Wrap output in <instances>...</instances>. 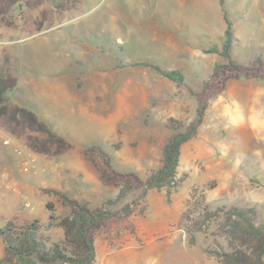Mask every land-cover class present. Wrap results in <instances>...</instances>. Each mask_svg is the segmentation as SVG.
Segmentation results:
<instances>
[{
    "label": "rangeland",
    "instance_id": "rangeland-1",
    "mask_svg": "<svg viewBox=\"0 0 264 264\" xmlns=\"http://www.w3.org/2000/svg\"><path fill=\"white\" fill-rule=\"evenodd\" d=\"M210 1L41 0L34 9L20 1L0 20V55L10 57L19 80L9 101L36 113L71 145L57 157L37 153L30 145L49 139L25 113L11 111L15 123L0 120V227L17 212L38 220L42 236L57 241L62 231L49 225V216H67L69 208L47 191L92 207L115 200L109 169L97 152L84 155L88 147L104 151L115 171L143 180L160 166L173 132L167 119L180 121L174 125L184 131L200 105L151 67L179 70L189 89H203L223 60L215 55L198 63L182 51L206 52L223 42L228 27L218 0ZM222 1L232 60L264 61V0ZM129 2L157 3L156 17L125 7L114 20L116 3ZM177 176L182 181L168 200L164 189L136 191L109 206L113 217L94 240L96 264H217L204 252L214 238L197 235L189 245L182 226L187 199L200 191L210 207H253L264 224V80L228 82L207 100L197 136L182 146ZM3 256L0 240V264Z\"/></svg>",
    "mask_w": 264,
    "mask_h": 264
},
{
    "label": "trees",
    "instance_id": "trees-1",
    "mask_svg": "<svg viewBox=\"0 0 264 264\" xmlns=\"http://www.w3.org/2000/svg\"><path fill=\"white\" fill-rule=\"evenodd\" d=\"M20 1L23 8L34 9L41 0H0V20L8 15L14 6H18ZM218 3L228 28L221 45L210 47L206 52L217 55L223 62L214 64L200 92H194L186 86L180 71L151 67L177 87L187 88L200 105L197 111L198 118L184 131H178L177 126L174 125H179L180 121L167 119V126L173 132L162 146L160 166L143 180L133 172L115 171L110 158L99 147L84 149L85 156L97 152L106 164L111 173L109 182L118 187L116 199L107 200L99 207H92L88 202L78 201L65 193L47 191L46 193L57 196L69 208L67 216H49V225L59 228L62 231V238L48 241L40 232L41 226L38 220H28L16 212L8 217L3 227H0V240L4 244L1 264H96L94 240L96 234L106 228L113 217L110 205L136 191H140L143 196L147 191L164 189L167 200L177 191L182 181V178L177 176L181 149L185 143L197 136V128L202 120L207 100L221 93L228 82L241 79L264 80V61L261 58L253 60L248 65H241L232 60L233 37L229 30L230 23L222 8L223 1L218 0ZM20 6L22 7V5L18 7ZM16 86L17 79L11 74L10 57L4 55L0 61V117L11 111L25 113L29 125L45 133L49 139L47 144L30 145V148L37 153L57 157L70 149L71 145L36 114L25 112L10 103L8 93ZM101 177L103 178L102 172ZM127 209L128 205H125L122 211ZM182 226L189 245L195 244L197 235L214 238L213 244L206 246L204 252L213 257L217 264H264V224L256 221L253 207L224 205L210 207L203 191H200L191 194L187 199Z\"/></svg>",
    "mask_w": 264,
    "mask_h": 264
},
{
    "label": "crops",
    "instance_id": "crops-1",
    "mask_svg": "<svg viewBox=\"0 0 264 264\" xmlns=\"http://www.w3.org/2000/svg\"><path fill=\"white\" fill-rule=\"evenodd\" d=\"M74 3L76 2V1H74V0H72ZM211 3V1L210 0H205V3L207 4V5H209L210 3ZM73 3V4H74ZM129 5H127V6H125L126 4H121V5H117V3H116V5L114 6V8L115 9H117V11H114L113 12V18H114V20H117L118 18H120L121 17V12H119V9H121V8H125V7H129V9H137L138 11H139V14H145V13H147L148 15H149V17L150 18H153L154 16L156 17V15H157V13H156V10L159 8V5L157 4V3H154V2H147V3H145V2H129L128 3ZM140 10H142V12L143 13H140ZM225 22V21H224ZM113 29H119L118 27H117V25H113ZM128 29H126V31H127ZM119 33H123V32H119ZM121 38L122 37H118L117 39L118 40H121ZM0 49H1V47H0ZM182 55H188V56H190V57H193L194 59L196 58V60H198V63H202V60H204V61H206V63H208L210 60H215V54H211V53H207V52H203L200 48H197V49H194V48H192V47H190V46H188V47H186L183 51H182ZM210 56H213V59H211V57ZM217 56V55H216ZM1 55H0V61H1ZM216 63V62H215ZM214 63V64H215ZM214 66V65H213ZM213 68V67H212ZM179 71V70H178ZM187 71H189V70H187ZM189 73V72H188ZM11 74L13 75V70H11ZM14 76V75H13ZM16 79H17V77L16 76H14ZM184 82H185V84H186V86L188 87V83H187V81H185V79H184ZM18 84H19V80L17 79V86H16V88L18 87ZM39 84H41L40 82H39ZM49 84V86L51 85V83L49 82L48 83ZM56 83L54 82V85H55ZM16 88H14V90L16 89ZM29 88V87H28ZM28 88H26V90L25 91H27L28 90ZM30 89V88H29ZM14 90H12L10 93H8V99L10 100V98H9V96H10V94L14 91ZM22 91H24V90H22ZM20 93H22L21 91H20ZM20 96H21V98L23 99V97H22V95L20 94ZM10 103L13 105V106H15L11 101H10ZM258 104H259V102H257ZM28 107H30V106H28ZM30 109H31V107H30ZM34 114H36V113H34ZM8 119H9V121L11 120L13 123H15V121H16V114L14 113L13 115H10V112H8L6 115H5ZM5 116H2V117H0V120L3 118V117H5ZM36 116L37 117H39L37 114H36ZM41 119V118H40ZM44 121V120H43ZM4 123H6V122H4ZM0 124H3V122H1L0 121ZM3 132H2V130H1V127H0V134H2Z\"/></svg>",
    "mask_w": 264,
    "mask_h": 264
}]
</instances>
